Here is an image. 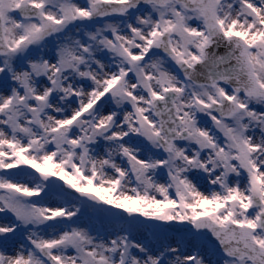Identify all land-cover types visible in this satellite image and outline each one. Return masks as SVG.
<instances>
[{
    "label": "snow or ice",
    "instance_id": "obj_1",
    "mask_svg": "<svg viewBox=\"0 0 264 264\" xmlns=\"http://www.w3.org/2000/svg\"><path fill=\"white\" fill-rule=\"evenodd\" d=\"M0 264H264V0H0Z\"/></svg>",
    "mask_w": 264,
    "mask_h": 264
}]
</instances>
